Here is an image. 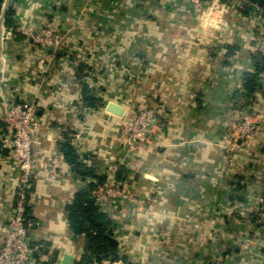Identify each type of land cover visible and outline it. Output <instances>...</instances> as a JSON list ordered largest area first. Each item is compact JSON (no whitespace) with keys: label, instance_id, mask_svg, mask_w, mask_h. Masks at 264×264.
Wrapping results in <instances>:
<instances>
[{"label":"crops","instance_id":"0c3cea01","mask_svg":"<svg viewBox=\"0 0 264 264\" xmlns=\"http://www.w3.org/2000/svg\"><path fill=\"white\" fill-rule=\"evenodd\" d=\"M0 4L11 34L0 91L35 107L39 127L27 200L30 264L82 262L87 242L71 231L69 207L88 186L105 185L115 166L136 199L100 207L120 257L264 264V119L257 139L230 132L232 122L264 109V54L255 50L264 14L252 6L244 13L243 0H203L199 10L190 0ZM48 26L64 37L57 53L21 34ZM247 76L256 80L251 94ZM157 104L166 109L159 146L129 147L123 128L133 112ZM2 111L0 99V118ZM4 134L0 119V247L22 175Z\"/></svg>","mask_w":264,"mask_h":264},{"label":"built area","instance_id":"2783aa9c","mask_svg":"<svg viewBox=\"0 0 264 264\" xmlns=\"http://www.w3.org/2000/svg\"><path fill=\"white\" fill-rule=\"evenodd\" d=\"M190 1L196 9H201L203 0ZM243 2L248 3L245 0ZM251 6L260 12L257 5L253 4ZM21 34L29 38L34 45L49 48L54 53L59 51L64 39L51 26L44 27L37 32L21 30ZM10 37L11 34L7 33L3 21L0 19L1 63L5 62L3 47L5 41ZM255 50L264 54V36L257 41ZM0 99L3 108L0 119L3 122L5 132L2 143L8 149L10 156L18 163L22 174L11 218L3 229L4 238L0 247V264H30L34 250L29 238L27 200L32 187L31 179L35 165L33 132L39 127L35 122V107L18 103L12 104L5 94H1V91ZM165 113L166 109L162 104H157L155 107L149 105L138 106L133 112L130 122L123 128L125 144L134 149L138 147H158L162 138L159 126ZM262 119H264V109L262 113L255 115L244 114L238 121L231 123V136L235 140L251 141L257 139L261 135L259 123ZM91 198L98 207L122 198H126L133 203L136 202L135 197L127 193L119 181L118 166L110 171L105 185L98 186L91 192Z\"/></svg>","mask_w":264,"mask_h":264},{"label":"trees","instance_id":"16d2710c","mask_svg":"<svg viewBox=\"0 0 264 264\" xmlns=\"http://www.w3.org/2000/svg\"><path fill=\"white\" fill-rule=\"evenodd\" d=\"M245 1L248 3L244 5V13L249 12L250 6L255 4L260 8V13L264 14V0ZM11 14L12 11H9L7 16ZM6 25H9V20L6 21ZM255 86V77L247 76L244 82L247 93L251 94ZM66 156L70 157L69 154ZM94 189L93 186H88L78 193L69 207L68 223L71 231L78 236H84L87 242L86 254L82 262L78 264H91L93 261H96L97 264L114 261L135 264L128 258L118 255V243L114 239L112 220L101 211L100 207L94 204L91 198V192Z\"/></svg>","mask_w":264,"mask_h":264},{"label":"water","instance_id":"95a60500","mask_svg":"<svg viewBox=\"0 0 264 264\" xmlns=\"http://www.w3.org/2000/svg\"><path fill=\"white\" fill-rule=\"evenodd\" d=\"M70 262H71V261L68 259V260L65 261L64 264H70Z\"/></svg>","mask_w":264,"mask_h":264}]
</instances>
